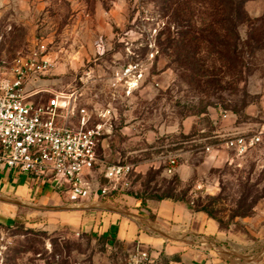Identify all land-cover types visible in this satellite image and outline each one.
Segmentation results:
<instances>
[{
  "label": "rangeland",
  "instance_id": "rangeland-1",
  "mask_svg": "<svg viewBox=\"0 0 264 264\" xmlns=\"http://www.w3.org/2000/svg\"><path fill=\"white\" fill-rule=\"evenodd\" d=\"M164 7L163 0H0V76L11 77L16 59L46 44L55 67L27 90H79V105L107 130L99 147L102 161L134 165L131 191L141 201L169 189L186 194L180 203L207 215L225 234L218 248L253 257L264 249V143L243 155L223 143L264 127V0L243 5L234 31L224 21L229 7L224 16L211 17L203 0L185 5L197 10L191 25L209 30L215 24L214 36L197 41L195 63L168 48V33L187 28L171 13L163 17ZM129 64H138L143 77L126 97L110 84ZM192 66L208 71L200 85ZM207 145L214 146L212 156L203 149ZM177 153L193 168L179 185L165 172V157ZM13 211L7 215L14 222L0 224V264H130L133 251L100 243L93 231L54 230L34 210L17 205ZM215 254L236 264L264 262V254L252 262ZM166 261L158 257L153 264Z\"/></svg>",
  "mask_w": 264,
  "mask_h": 264
},
{
  "label": "built area",
  "instance_id": "built-area-1",
  "mask_svg": "<svg viewBox=\"0 0 264 264\" xmlns=\"http://www.w3.org/2000/svg\"><path fill=\"white\" fill-rule=\"evenodd\" d=\"M54 67L47 45L40 42L36 51L13 62L11 77L0 76V166L51 185L74 204L131 190L134 165L102 161L99 147L107 130L104 123L93 122L91 111L79 105V90H27L34 78L48 75ZM142 77L139 65L129 64L113 75L110 88L131 97ZM43 94L50 97L44 100ZM100 117L104 120L107 113ZM263 143L264 127L229 137L223 144L243 155ZM203 149L211 156L214 146ZM177 164L178 157L170 156L165 172L174 174ZM154 259V254L138 243L130 264H153Z\"/></svg>",
  "mask_w": 264,
  "mask_h": 264
},
{
  "label": "crops",
  "instance_id": "crops-1",
  "mask_svg": "<svg viewBox=\"0 0 264 264\" xmlns=\"http://www.w3.org/2000/svg\"><path fill=\"white\" fill-rule=\"evenodd\" d=\"M201 133L203 134L202 131ZM183 134L186 135V129ZM183 155L169 154L165 158H179L176 172L186 183L192 176L193 168ZM204 164L198 169L204 167ZM102 184L106 182L102 181ZM111 198L113 200L109 199L108 202H103L106 198H101L74 204L66 194L62 195L51 185L0 166L2 224L14 222L13 216H8L7 213L14 212L19 205L34 210L37 216H44L51 229L65 228L75 233H113L127 252H132L140 243L154 254L155 260L158 257L166 258L165 264H236L228 255L218 257L215 254L219 252L234 255L233 252L237 251L218 248L225 234L207 215L192 212L182 203L170 199L157 204L147 201L148 205L142 207L136 191L131 190L113 194ZM262 254L264 249L253 257L240 255L253 258L254 261Z\"/></svg>",
  "mask_w": 264,
  "mask_h": 264
},
{
  "label": "trees",
  "instance_id": "trees-1",
  "mask_svg": "<svg viewBox=\"0 0 264 264\" xmlns=\"http://www.w3.org/2000/svg\"><path fill=\"white\" fill-rule=\"evenodd\" d=\"M198 0H163V3L165 4L164 9L162 10L163 17L167 16L168 14H172L173 18H175L178 21H184L185 22V28H187L185 31H177L176 33H168L167 37V45L168 48L174 47V50L176 53L185 54V58L191 60L195 63L196 56L198 53V44L197 41L200 37L204 34H212L214 36V30L215 27L212 25L209 30H202L200 28H197L196 26H193V19L196 14L195 8H185L184 6H189L192 3H196ZM250 0H203V2L208 6V14L211 17L215 16H224V13L226 12V7H229V12L224 21H228L231 23L232 27L231 30H236L237 26L242 23L243 20V5ZM224 19V17L222 18ZM221 19V21H223ZM211 24L212 21H209ZM168 29L164 28V33ZM174 36V37H173ZM189 71L192 73V76L199 77V85L201 84V80L207 77L208 71L207 70H197L195 66H192L189 68ZM173 182H175L176 185H179L181 183L180 176L177 172H175L172 175ZM112 195L107 196V198H111ZM186 194L182 196H176L173 193V189H169L167 192L163 193L162 195H156L155 197L151 198V202L154 204H157L161 202L162 200H174L176 202H184L185 201ZM147 201H142L141 206L146 207ZM190 208V207H188ZM195 211H203L207 212L205 208H199ZM90 236H93L97 241L100 243H103L109 247H120L123 246L118 240L115 234L104 232L102 234H98L96 232L90 233Z\"/></svg>",
  "mask_w": 264,
  "mask_h": 264
},
{
  "label": "bare ground",
  "instance_id": "bare-ground-1",
  "mask_svg": "<svg viewBox=\"0 0 264 264\" xmlns=\"http://www.w3.org/2000/svg\"><path fill=\"white\" fill-rule=\"evenodd\" d=\"M151 226V225H150ZM231 251V250H230ZM233 254L237 257V259H243V260H245V261H252L253 260V258H248V257H243V256H241L239 253H237V252H233Z\"/></svg>",
  "mask_w": 264,
  "mask_h": 264
}]
</instances>
